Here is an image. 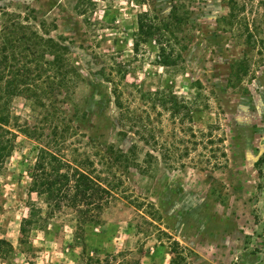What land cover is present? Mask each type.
Returning <instances> with one entry per match:
<instances>
[{"label": "rangeland", "instance_id": "1", "mask_svg": "<svg viewBox=\"0 0 264 264\" xmlns=\"http://www.w3.org/2000/svg\"><path fill=\"white\" fill-rule=\"evenodd\" d=\"M263 1L0 0L10 64L38 65V29L69 46L75 70L66 86L29 79L9 96L0 238L12 248L0 264H83V249L109 264H264ZM54 126L60 155L108 190L99 223L49 213L30 191L28 163L55 144Z\"/></svg>", "mask_w": 264, "mask_h": 264}, {"label": "trees", "instance_id": "2", "mask_svg": "<svg viewBox=\"0 0 264 264\" xmlns=\"http://www.w3.org/2000/svg\"><path fill=\"white\" fill-rule=\"evenodd\" d=\"M144 21L142 16L141 18L139 16V30L146 27ZM149 27L154 29L156 26L150 25ZM45 35L38 29H32L30 32L29 40L35 39V45L38 46V55L40 56L38 65L35 68H32L31 60H28V62L22 60L23 54L22 56L14 55L15 61L10 64V56L6 53L8 46H5V42L0 43V80L4 78V75L6 77L5 86H0V168L3 167L6 159L12 155L16 142V132L8 127L12 119L9 96L20 95L23 91H30L32 82L29 79L32 81L43 78L45 83L52 79L56 85L66 86L73 77V71L75 70L71 68L67 56L70 52L69 46ZM21 37L24 38L26 35ZM27 50L28 52L24 58L34 56L29 48ZM160 52L163 55L161 61L164 64L168 63L165 48L162 47ZM75 75L79 74L76 72ZM27 78L28 80H25ZM11 87H14V89L10 91ZM27 95H29V100L35 104L40 103L43 99L42 96L40 100L37 96H31L29 93ZM43 106H46V103L43 102ZM82 115H89L88 110H83ZM53 132L54 138L51 140L55 144L48 143L36 146L34 161L28 163V173L31 179L30 191L39 196H44L49 213H54L63 207H69L78 214L80 224L87 222L99 223L98 214L93 211L96 208L101 209L103 207L102 202L105 199V194H108L107 188L82 166L72 164L62 154L60 155L62 151L61 145L58 144L60 141L54 140L56 136L60 135V130L54 126ZM24 133L30 137L35 135L38 139L41 138V133L37 130V127H34L33 130L27 127ZM36 212V209L33 208L30 216L22 220L21 233L23 236L28 235L30 229L38 225L39 218L36 217ZM11 248L12 245L9 241L0 238V258L5 257ZM174 252L176 253L175 250ZM81 258L83 264H109L110 262L108 257L91 256L84 249Z\"/></svg>", "mask_w": 264, "mask_h": 264}]
</instances>
